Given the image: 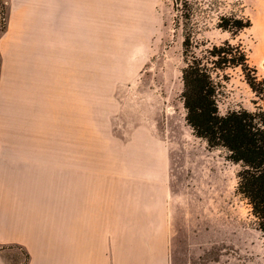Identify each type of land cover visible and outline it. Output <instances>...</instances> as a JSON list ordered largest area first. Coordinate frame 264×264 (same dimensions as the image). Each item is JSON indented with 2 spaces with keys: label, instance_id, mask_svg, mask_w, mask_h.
Here are the masks:
<instances>
[{
  "label": "crops",
  "instance_id": "0c3cea01",
  "mask_svg": "<svg viewBox=\"0 0 264 264\" xmlns=\"http://www.w3.org/2000/svg\"><path fill=\"white\" fill-rule=\"evenodd\" d=\"M142 6L9 0L0 37V264H16L10 246L27 264H169L175 144L142 117L96 134L95 28L110 26L112 9Z\"/></svg>",
  "mask_w": 264,
  "mask_h": 264
},
{
  "label": "rangeland",
  "instance_id": "374dc122",
  "mask_svg": "<svg viewBox=\"0 0 264 264\" xmlns=\"http://www.w3.org/2000/svg\"><path fill=\"white\" fill-rule=\"evenodd\" d=\"M8 12L9 0H0V30ZM109 17V27L95 28L96 134L142 117L158 122L175 144L169 264H264V233L236 192L240 164L193 134L181 100L186 40L190 56L205 61L214 46L241 45L264 89V0H143L142 10L112 9ZM215 77L221 114L264 111V95L252 90L242 68ZM9 249L14 263H28L23 249Z\"/></svg>",
  "mask_w": 264,
  "mask_h": 264
},
{
  "label": "trees",
  "instance_id": "16d2710c",
  "mask_svg": "<svg viewBox=\"0 0 264 264\" xmlns=\"http://www.w3.org/2000/svg\"><path fill=\"white\" fill-rule=\"evenodd\" d=\"M221 27L228 28L227 25ZM6 29L7 24L0 33ZM189 47L191 44L186 40L184 56L188 59L182 70L181 93L186 124L197 138L206 142L209 150L222 148L226 150L227 161L240 164L236 192L251 205L258 227L264 233V111L240 109L221 114L217 100L220 85L215 77L217 71L240 67L252 90L264 95L256 69L249 65L241 45H231L227 41L223 46H214L216 51L210 53V59L206 61L190 56Z\"/></svg>",
  "mask_w": 264,
  "mask_h": 264
}]
</instances>
